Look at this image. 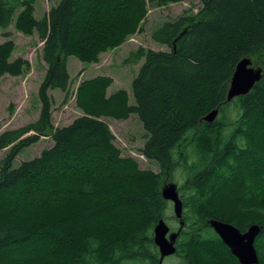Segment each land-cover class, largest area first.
Segmentation results:
<instances>
[{
    "label": "trees",
    "instance_id": "1",
    "mask_svg": "<svg viewBox=\"0 0 264 264\" xmlns=\"http://www.w3.org/2000/svg\"><path fill=\"white\" fill-rule=\"evenodd\" d=\"M36 1L0 0V78L19 76L26 66L13 56L12 23L37 34L46 66L37 119L0 132V149L7 148L0 158V264H159L153 235L169 208L161 194L166 170L183 176L177 191L184 225L175 254L184 264H203L202 255L240 264L212 231L211 218L242 232L258 224L254 245L257 264H264V0H201L197 13L187 9L159 22L150 37L168 49L139 47L125 59L142 61L130 83L134 102L126 89L110 90L109 75L84 78L75 97L82 114L58 127L50 91H67L68 59L97 63L142 29L150 5L184 0H56L38 18ZM246 56L262 77L226 101L235 66ZM215 108L213 121H203ZM130 115L144 130L140 152L158 172L122 155L102 119ZM45 135L49 147L13 165ZM236 188L242 198L226 216L216 201Z\"/></svg>",
    "mask_w": 264,
    "mask_h": 264
},
{
    "label": "rangeland",
    "instance_id": "2",
    "mask_svg": "<svg viewBox=\"0 0 264 264\" xmlns=\"http://www.w3.org/2000/svg\"><path fill=\"white\" fill-rule=\"evenodd\" d=\"M55 1L37 0L34 13L35 17L42 16ZM201 5V0H184L179 3H169L162 6L150 5L146 20L142 24V29L127 37L125 42L119 47L100 54L97 63L85 64L74 57H70L68 59V70L71 81L67 91L63 92L58 89L50 91L53 97L51 111L53 127L66 125L75 117L82 114L81 110L75 104V97L76 88L84 78L99 74L109 75L113 79L110 90L124 88L129 92V102H134L133 96L131 95L130 83L142 61L132 63L125 60L129 53L139 47L144 49L167 50L168 47L155 44L152 41L150 37L152 28L159 22L175 18L187 9L193 13H197ZM7 31L10 32L9 38L15 43L13 56L22 57L26 61V66L23 73L19 76L4 75L0 78V132L23 126L37 119L40 110L37 90L46 69L40 56L42 43L39 41L36 33L26 35L15 29L13 23L7 27ZM3 39L4 37L0 33V41ZM255 63L256 61H253V66H257ZM102 119L108 124L109 129L113 133V142L120 149L122 155L134 158L142 169H150L155 172L159 171L160 168L157 163L145 158L140 152V148L144 142V130L136 115H130L129 118L124 120H116L113 118ZM51 144L52 141L49 136H41L38 142L24 148L15 157L13 165H17L23 160L39 155L43 148H47ZM6 151L7 148L0 149V158L5 155ZM182 179L183 176L178 171L172 172L171 170H166V183L174 182L178 186ZM248 184L249 191H255L252 185V179L248 180ZM235 191V195L227 197L228 200L226 198L216 201L215 205L226 216L233 217L232 213L236 210V201L242 198L238 196L243 195V193H240V188H236ZM243 191L244 193L248 192L245 186L243 187ZM168 207L167 216L164 220L169 226L170 231H176L179 227V222L174 217L171 202H169ZM261 241H264V235L261 237ZM263 252L260 251V255ZM208 257L211 256L202 255L203 264H218L213 260V257L212 259ZM161 264L184 263L176 254H173L163 258ZM223 264H232V262L228 261Z\"/></svg>",
    "mask_w": 264,
    "mask_h": 264
},
{
    "label": "water",
    "instance_id": "3",
    "mask_svg": "<svg viewBox=\"0 0 264 264\" xmlns=\"http://www.w3.org/2000/svg\"><path fill=\"white\" fill-rule=\"evenodd\" d=\"M262 73L260 66H253L250 57L246 56L240 59L232 74L226 101H230L236 96L247 94L254 84L261 79ZM217 112L218 108L211 110L202 120L212 122ZM161 194L165 200L172 203L174 217L178 219L179 227L176 231L170 232L169 226L164 219H160L154 227L153 239L159 251V264H161L163 258L175 253V242L184 225L182 220L183 206L177 191V185L174 182L165 183ZM208 224L240 264L258 263L259 259L254 245L255 239L261 231V227L258 224H250L244 232L233 224L216 218L209 219Z\"/></svg>",
    "mask_w": 264,
    "mask_h": 264
},
{
    "label": "flooded vegetation",
    "instance_id": "4",
    "mask_svg": "<svg viewBox=\"0 0 264 264\" xmlns=\"http://www.w3.org/2000/svg\"><path fill=\"white\" fill-rule=\"evenodd\" d=\"M178 222H179V221H178ZM211 229H212V228H211ZM212 231H213V229H212ZM244 231H245V230H244ZM244 231H243V232H244ZM170 232H171V231H170Z\"/></svg>",
    "mask_w": 264,
    "mask_h": 264
}]
</instances>
